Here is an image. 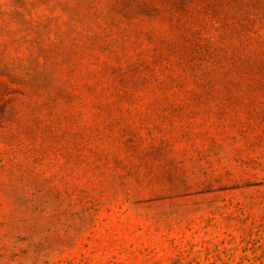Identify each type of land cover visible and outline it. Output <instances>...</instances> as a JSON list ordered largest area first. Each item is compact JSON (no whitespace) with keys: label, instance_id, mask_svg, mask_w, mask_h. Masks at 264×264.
Instances as JSON below:
<instances>
[{"label":"rangeland","instance_id":"rangeland-1","mask_svg":"<svg viewBox=\"0 0 264 264\" xmlns=\"http://www.w3.org/2000/svg\"><path fill=\"white\" fill-rule=\"evenodd\" d=\"M0 264H264V0H0Z\"/></svg>","mask_w":264,"mask_h":264}]
</instances>
